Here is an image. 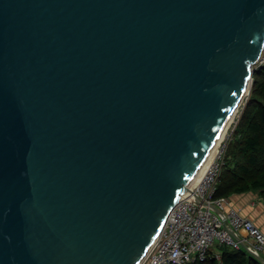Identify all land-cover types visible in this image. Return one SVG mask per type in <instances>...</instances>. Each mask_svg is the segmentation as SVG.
Returning a JSON list of instances; mask_svg holds the SVG:
<instances>
[{"label": "water", "instance_id": "water-1", "mask_svg": "<svg viewBox=\"0 0 264 264\" xmlns=\"http://www.w3.org/2000/svg\"><path fill=\"white\" fill-rule=\"evenodd\" d=\"M263 50L264 0H0V264H139Z\"/></svg>", "mask_w": 264, "mask_h": 264}, {"label": "built area", "instance_id": "built-area-1", "mask_svg": "<svg viewBox=\"0 0 264 264\" xmlns=\"http://www.w3.org/2000/svg\"><path fill=\"white\" fill-rule=\"evenodd\" d=\"M263 66L264 50L254 68ZM224 141L199 184L174 207L141 264H195L205 261L211 250L223 264L221 248L225 246L264 257V231L232 206L228 197L215 198L225 165Z\"/></svg>", "mask_w": 264, "mask_h": 264}, {"label": "trees", "instance_id": "trees-1", "mask_svg": "<svg viewBox=\"0 0 264 264\" xmlns=\"http://www.w3.org/2000/svg\"><path fill=\"white\" fill-rule=\"evenodd\" d=\"M225 155L215 198L256 192L264 201V66L255 70L249 101ZM223 264H263L244 250L221 248ZM210 256L195 264H219Z\"/></svg>", "mask_w": 264, "mask_h": 264}, {"label": "crops", "instance_id": "crops-1", "mask_svg": "<svg viewBox=\"0 0 264 264\" xmlns=\"http://www.w3.org/2000/svg\"><path fill=\"white\" fill-rule=\"evenodd\" d=\"M232 206L264 231V201L256 192L234 193L229 197ZM263 256V255H262Z\"/></svg>", "mask_w": 264, "mask_h": 264}, {"label": "bare ground", "instance_id": "bare-ground-1", "mask_svg": "<svg viewBox=\"0 0 264 264\" xmlns=\"http://www.w3.org/2000/svg\"><path fill=\"white\" fill-rule=\"evenodd\" d=\"M239 110V107L238 109L235 111V113H233V115L231 116V118L229 119L227 125L225 126L223 132L221 133L219 139L217 140V142L215 143V145L213 146V148L211 149L209 155L207 156V158L205 159L204 163L202 164V166L200 167V169L198 170L197 174L195 175L194 179L191 181V183L189 184V190L187 192H185L181 198L183 199L185 196H187L189 194V192H191L198 184L202 178L204 177L209 165L211 164L212 160L214 159L216 153L218 152L219 150V146H220V142L221 140L223 141L224 137H225V134L227 133L236 113L238 112ZM160 237V235L158 236V238ZM158 238L155 240V242L152 244V246L150 247V249L148 250V252L146 253V255L144 256V258L142 259V261L139 263L141 264L143 262V260L148 256V254L150 253V251L153 249L155 243L157 242ZM249 254V253H248Z\"/></svg>", "mask_w": 264, "mask_h": 264}, {"label": "rangeland", "instance_id": "rangeland-1", "mask_svg": "<svg viewBox=\"0 0 264 264\" xmlns=\"http://www.w3.org/2000/svg\"><path fill=\"white\" fill-rule=\"evenodd\" d=\"M250 93H251V91L244 97L242 103L239 105V110L236 113V115H235V117H234V119H233V121H232V123H231V125H230V127H229V129L227 131V133L225 134V137L223 138L225 141H224L222 147L225 148L224 151L226 150V152L228 150V147L230 146V143L232 142V140L234 138L233 134H234L236 128L238 127L240 118H241V116L243 114L244 109L246 108V105H247L248 101H249ZM221 142H222V140H221ZM198 184H196V185H198Z\"/></svg>", "mask_w": 264, "mask_h": 264}]
</instances>
